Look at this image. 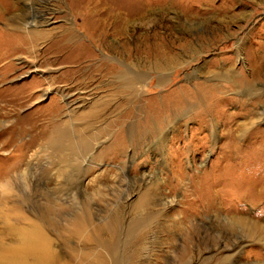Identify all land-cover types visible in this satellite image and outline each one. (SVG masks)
Returning <instances> with one entry per match:
<instances>
[{
	"label": "rangeland",
	"instance_id": "374dc122",
	"mask_svg": "<svg viewBox=\"0 0 264 264\" xmlns=\"http://www.w3.org/2000/svg\"><path fill=\"white\" fill-rule=\"evenodd\" d=\"M79 3L0 0V72L8 71L0 73L6 114L0 117V176L11 170L21 178L10 182L20 193L62 196L70 209L88 210L95 224L119 210L129 220L138 196L147 194V232L154 240L140 264H264V0H92L82 12L85 22L72 12ZM26 20L47 35L36 39L31 55L7 59L10 44L24 40ZM70 27L81 42H65ZM55 36L66 45L61 60L51 53ZM35 64L34 72L25 66ZM125 69L139 77L131 90L115 78ZM219 71L231 80L213 89L210 80ZM34 80L53 82L45 99L34 103L40 93L29 92L14 97ZM63 93L77 102L72 119L87 123L95 145L83 149L82 167L66 189L57 175L62 159L42 149L56 103L59 121H67L60 119L67 112ZM201 97L207 110L196 107ZM13 98L25 106L13 107ZM99 105L106 107L96 118L82 117ZM190 107L196 108L188 114ZM240 122L245 134L237 132ZM18 128L26 129L20 138L14 137ZM231 131L234 140L227 137ZM234 221L237 229L230 230Z\"/></svg>",
	"mask_w": 264,
	"mask_h": 264
},
{
	"label": "bare ground",
	"instance_id": "6f19581e",
	"mask_svg": "<svg viewBox=\"0 0 264 264\" xmlns=\"http://www.w3.org/2000/svg\"><path fill=\"white\" fill-rule=\"evenodd\" d=\"M79 1L80 3L78 10L81 9V11H78L74 8L72 12L74 14V17L76 18L77 16H82L81 21L85 22V18H83L82 12H87V8L90 4H92V0ZM81 4L82 7H80ZM98 15L99 14H96L95 16L93 15L88 21L95 22L94 18L98 17ZM29 19L32 18L29 17ZM124 20V23H126V25L130 22V19L128 17L124 18ZM21 29V33L24 35V40L20 41L21 38L19 37L20 42L18 44H10L11 51L7 50L3 53V55L7 59L9 58V56L14 55L15 53L22 54L21 51L27 53L28 55H31L35 51L34 47L36 46V39L39 36L41 37V35H47V33H44V31L37 30L36 25L32 23V21L28 20L23 23V28ZM59 37H54V41H52L50 48L51 53L54 56L61 55V57H59V59L61 60L62 57L64 58L61 52H63V49H65L66 45L60 44L61 39ZM64 38L65 42H81L79 41L80 37L77 31H72L71 27L66 29ZM78 45L84 48V46L80 43H78ZM238 46L239 44H237V47ZM43 52H46V50H43ZM67 56H65V59L69 60L70 63L80 62L79 58L74 57L75 59L71 60L73 59L72 56ZM11 66L8 65L7 67H10L9 69H11ZM25 66H27L26 68L32 69L33 72L37 69L39 70L36 64ZM2 71L5 74L8 72L7 70H1V72ZM126 71L128 70L125 69L122 73L120 72L121 74H118L115 78L120 83L123 82L127 83V85L129 84L128 86L131 90L135 86L134 84L132 85L130 81L132 79L136 80V77L138 80L139 77L136 76L133 72H131L132 76H127ZM164 78L165 76L160 75L158 81L162 82ZM230 80L231 76H229L226 72H223L221 74L219 71L216 75L212 76V80H210V82H213L214 89L217 85V82H230ZM51 81L52 80H50V82ZM41 83L40 81H31L29 85L26 84V89L15 90L14 97L20 96V93L24 92H29V95L27 97H32V95L34 96L36 93H40V96H38L36 100H34V103L42 101L43 99H45V96H47V94L53 90V82H46L44 86H42L43 84ZM241 83L243 82L241 81ZM246 87L247 91H245L244 93L251 95V93H253L251 89L252 87ZM202 89H204V87ZM2 91L3 90H1V92ZM1 92L0 94H2ZM5 92L6 95H9L8 90H6ZM61 96L63 98V101L65 102L67 112L64 116H61L60 119L67 118V121L65 123H62V120L59 121L58 118L60 115V111H58V107L56 106L57 103L54 106L52 105V108L50 106V115H52V117L49 115L48 116L51 117V127L50 130L46 132L43 137L45 142L43 144L44 146L42 149H47L48 151H50V157L52 159L57 158L59 161H61L62 159L61 164H63V166L59 167L57 175L61 176L62 183L60 184V187L64 188V186L71 187V185L75 181V175L77 174V171H79L82 167L79 161H84V159L82 160V157L85 155V153L82 152L83 149L87 146V144H94L92 143L93 139H91V136L87 135V123L86 125L82 126L75 125L77 120H75L76 122H74V119H72L71 112L75 111L76 108L79 107L76 106L77 102L69 103V95H66L64 93ZM3 98L4 97H2V99ZM19 99L13 98L11 100L13 107L23 105V103L26 102L22 101V99L20 102ZM203 99L204 98L201 97L199 101L200 103L196 107H198V109L201 108L203 110H207L209 104L202 102ZM105 107L106 106L99 105L97 106V109L91 108L90 111H88L87 113H83L82 117L86 119L96 118L98 113L105 111ZM196 107H190L187 110L188 114H191L194 108ZM36 112L33 114H37ZM5 115L6 114H2V112L0 111V117ZM182 118H184V116L178 117L177 120L180 121ZM260 118L261 115L260 117L258 116L257 120L259 119L260 121ZM47 119L49 120V118ZM70 121L72 122L70 123ZM0 126H5L4 122H0ZM47 126L49 125L47 124ZM236 129L239 134H245L246 123L240 122L237 125ZM24 130L18 128V130L14 134V137H19L20 135H22L24 133ZM211 135L213 142L217 141V135L215 133V130L211 131ZM128 136H131V133H129ZM227 137L232 140L233 132H229ZM10 142L11 141L8 140L7 144H9ZM158 144H160V141ZM3 145L4 144L0 145L1 148L3 147ZM155 149L156 151L158 150L157 148ZM19 157L20 161L23 162V157ZM130 158H132V155L130 156ZM26 167L29 171L32 168V164H27ZM10 171L11 170L8 169L5 173L0 176V264H140V261L148 258L149 253L151 251V247L153 245L152 240L154 239H152V237H149V234L147 232L149 229L148 226H150V221L152 220L149 215H145V208L151 204L149 196L147 194H142L138 196L139 198L131 209V214L133 213L135 215L133 217H130L129 220H125L122 216V210H119L117 211V213L95 224L91 220V215H89L88 210H83L82 207L77 206L70 209L67 205V202L61 198L62 196L52 194L49 191L41 192L39 195H24L20 193L19 189L16 186H12L10 182L12 180L13 182L19 180L21 181V178L18 179L20 177L17 176L18 174L16 175V177L14 176L12 178L10 176ZM11 174L13 175V173ZM48 180L50 181L51 177H49ZM235 225H238L237 221L231 223L229 229L236 230L237 228ZM64 233H66L67 235L64 236ZM149 238L151 240H149ZM175 264H184V262H177Z\"/></svg>",
	"mask_w": 264,
	"mask_h": 264
}]
</instances>
